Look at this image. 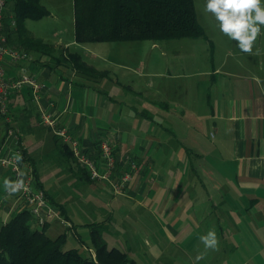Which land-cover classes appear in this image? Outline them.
<instances>
[{"label":"crops","instance_id":"crops-1","mask_svg":"<svg viewBox=\"0 0 264 264\" xmlns=\"http://www.w3.org/2000/svg\"><path fill=\"white\" fill-rule=\"evenodd\" d=\"M52 44L69 47L60 39ZM255 51L253 59H210L196 71L188 62L178 69L177 62L159 58L145 66L113 58L86 62L79 55L95 70L90 73L30 52V59L18 62L6 56L5 73L15 78L25 69L42 80V105L86 151L95 153L104 138L119 166L127 159L137 163L123 193L86 178L75 164L60 163L59 173L75 190L88 192L96 218L107 213L111 221L115 209L133 215L153 234L154 247L148 245L182 264H197L200 253L198 264H264V43ZM8 105L9 124L0 115V155L18 140L23 170L32 169L33 159L37 180L71 222L67 204L57 201L58 187L41 181L31 151L39 142L51 153L54 132L41 121L28 86L14 90ZM5 178L9 169L0 165V196ZM11 204L0 208L1 221ZM210 230L217 250H206L200 240Z\"/></svg>","mask_w":264,"mask_h":264},{"label":"trees","instance_id":"trees-1","mask_svg":"<svg viewBox=\"0 0 264 264\" xmlns=\"http://www.w3.org/2000/svg\"><path fill=\"white\" fill-rule=\"evenodd\" d=\"M9 1L15 25L12 26L8 19L5 20L4 34L8 45L29 53H37L38 56H49L53 61H70L75 68L86 73L95 71L75 52H66L69 60L56 56V48L52 43L34 37L26 30L25 19L39 18L48 13L39 0ZM73 6L74 38L79 43L194 38L204 35L196 18L193 0H73ZM15 42L17 44L14 45ZM52 140L54 148L47 156H54L59 165L61 162L75 164L79 170H82V174L90 179L73 156L67 143L61 141L55 134H52ZM30 161L34 180L43 188L37 180L34 160L30 158ZM58 208L63 214L62 209ZM47 224L42 228L37 227L27 209L15 211L4 222L0 220V264H134L135 262L118 247L108 246L99 232V229L104 227V223L88 224L93 250L86 247L87 252L84 253L78 247H64L65 232L55 237L47 235L45 232Z\"/></svg>","mask_w":264,"mask_h":264},{"label":"rangeland","instance_id":"rangeland-1","mask_svg":"<svg viewBox=\"0 0 264 264\" xmlns=\"http://www.w3.org/2000/svg\"><path fill=\"white\" fill-rule=\"evenodd\" d=\"M10 3L8 0V7ZM39 3L48 13L39 18L25 19L26 30L34 37L41 38L48 43H55L58 39L62 44L67 42L68 50L78 53L86 62L93 60L102 63L113 58L136 60L143 62L146 66L148 61L159 58L163 62L171 60L177 62L178 69L185 67V63L188 62L190 67L188 69L196 71L207 68L210 59L215 61H220L223 58L253 59L255 50L264 43V28H262L261 36L256 41L252 53H242L234 41L219 31L214 17L204 11L206 0H193L197 21L204 31L203 36L194 37L195 39L175 37L156 40L87 41L72 44L69 42L74 40L73 0H39ZM55 48L56 56H62L69 60L66 56V52L69 51L65 47L55 46ZM60 51H62L61 54ZM189 61L192 62L189 63ZM208 137L212 138L209 134ZM50 138L52 139L51 135ZM46 150L47 148L39 142L32 146L31 151L34 152L39 177L44 186L58 187L57 201L67 204V212L71 220L70 226L57 220L51 221L46 233L50 237H55L59 233L65 232V248L78 247L82 253L87 252L86 247L93 250L90 228L87 223L93 221L98 214L93 210L92 203L88 201V192L83 194L82 190H75L72 180L59 173L60 165L55 161L54 156H47ZM2 195L3 192L0 198ZM60 215L66 218L63 214L60 213ZM96 219L100 220L97 223H104V227L99 229V232L107 241L108 246H115L126 252L127 256L135 261L134 264H182L180 261L172 260L168 253H160L151 248L154 247L153 234L147 233L133 215H125L115 209L113 220L108 221L107 213L103 215V220L102 218ZM54 222H58L60 225ZM66 228L69 230L67 231ZM155 228L157 229V227ZM150 241L151 247L148 245Z\"/></svg>","mask_w":264,"mask_h":264},{"label":"built area","instance_id":"built-area-1","mask_svg":"<svg viewBox=\"0 0 264 264\" xmlns=\"http://www.w3.org/2000/svg\"><path fill=\"white\" fill-rule=\"evenodd\" d=\"M8 0H0V115L6 122L11 121L9 112V97L14 90H19L28 86L31 97L38 106L39 117L55 135L59 136L63 142L70 145V149L77 162L85 169L90 180H100L108 184L114 193H123L129 182L132 180L133 172L137 168L134 160L127 159L126 164L119 166L117 157L109 140L102 138L95 153H90L80 146L77 139L72 137L68 129L59 125L53 113L41 103L43 90L46 84L35 74L25 69L18 77L9 78L5 73V57L8 56L11 62L30 59L29 52L7 44L4 34L5 20L8 18L10 24L15 25V19L8 7ZM52 106V103H49ZM7 131L17 139V131L7 127ZM22 155V149L17 140L6 153L0 155V165L9 169L10 179L15 181L18 177L25 182V188L16 194L8 195L5 190L0 198V208L7 202H11L8 216L15 211L27 209L34 218L36 226L42 228L45 224L57 220L62 224L70 226L71 223L60 215L59 208L50 200L45 190L39 187L30 167L23 170L21 162L15 160V155ZM23 174L20 176V174ZM10 214V215H9ZM4 222V220H3Z\"/></svg>","mask_w":264,"mask_h":264},{"label":"clouds","instance_id":"clouds-1","mask_svg":"<svg viewBox=\"0 0 264 264\" xmlns=\"http://www.w3.org/2000/svg\"><path fill=\"white\" fill-rule=\"evenodd\" d=\"M204 11L211 14L219 31L234 41L236 47L245 54H251L256 41L264 28V0H206ZM15 160L19 163L22 156L17 153ZM23 174L21 173L20 176ZM25 182L18 177L15 181L5 178L3 188L10 196L24 189ZM205 249H218V237L215 230H210L200 237ZM204 258V253L196 256V262Z\"/></svg>","mask_w":264,"mask_h":264}]
</instances>
